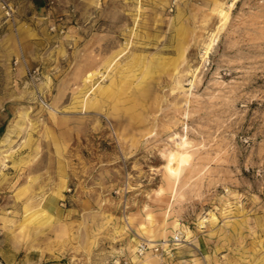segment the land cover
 I'll list each match as a JSON object with an SVG mask.
<instances>
[{
  "label": "rangeland",
  "instance_id": "rangeland-1",
  "mask_svg": "<svg viewBox=\"0 0 264 264\" xmlns=\"http://www.w3.org/2000/svg\"><path fill=\"white\" fill-rule=\"evenodd\" d=\"M8 133L0 264H264V0H0Z\"/></svg>",
  "mask_w": 264,
  "mask_h": 264
},
{
  "label": "bare ground",
  "instance_id": "bare-ground-1",
  "mask_svg": "<svg viewBox=\"0 0 264 264\" xmlns=\"http://www.w3.org/2000/svg\"><path fill=\"white\" fill-rule=\"evenodd\" d=\"M221 11V10H220ZM222 16H224L223 14L225 13H220ZM224 18V17H223ZM215 38V37H214ZM211 47V46H210ZM208 50V49H207ZM10 137V133H8L6 136H4L3 140L0 141V144H3L4 142L8 141ZM185 145L184 141H181V143L178 144L179 148H183V146ZM181 160H182V154H170L168 157V162L165 166V170L166 173L169 175L168 177L170 178H175L178 176L179 172H180V166H181ZM205 222V221H203ZM202 222V223H203ZM201 223V224H202ZM175 225V224H174ZM181 226V225H180ZM175 229H178V224L175 225ZM182 231V230H181ZM180 231V232H181ZM188 233V231H186ZM189 236V235H188ZM174 237V236H173ZM188 238V237H187ZM150 240V239H149ZM150 243H154L153 241H149ZM149 244V243H148ZM150 245V244H149ZM177 245V244H176ZM148 254V253H147ZM150 257V255H149ZM142 259V258H141ZM155 259V258H154ZM147 261V260H146ZM155 262V261H154ZM140 263V262H139ZM157 263V262H156Z\"/></svg>",
  "mask_w": 264,
  "mask_h": 264
},
{
  "label": "built area",
  "instance_id": "built-area-1",
  "mask_svg": "<svg viewBox=\"0 0 264 264\" xmlns=\"http://www.w3.org/2000/svg\"><path fill=\"white\" fill-rule=\"evenodd\" d=\"M3 8L6 11V15L10 16V13L12 12V9L9 7V5H5ZM28 74L30 75V77L34 78L35 76L38 75V70L29 71ZM181 241H182V236L181 235H176L174 237V242L175 243H180ZM162 250H163V248H162L161 244L149 245L147 243H141L137 247V255L138 256H143L148 251H152L153 253H158V252H160Z\"/></svg>",
  "mask_w": 264,
  "mask_h": 264
},
{
  "label": "crops",
  "instance_id": "crops-1",
  "mask_svg": "<svg viewBox=\"0 0 264 264\" xmlns=\"http://www.w3.org/2000/svg\"><path fill=\"white\" fill-rule=\"evenodd\" d=\"M48 211H50V210L48 209Z\"/></svg>",
  "mask_w": 264,
  "mask_h": 264
}]
</instances>
